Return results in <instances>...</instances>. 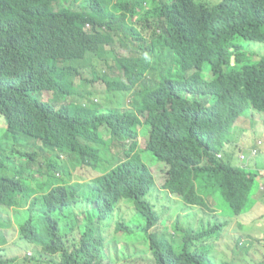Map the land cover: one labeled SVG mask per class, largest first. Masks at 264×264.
<instances>
[{"label": "trees", "instance_id": "obj_1", "mask_svg": "<svg viewBox=\"0 0 264 264\" xmlns=\"http://www.w3.org/2000/svg\"><path fill=\"white\" fill-rule=\"evenodd\" d=\"M237 39L264 44V0H0V264H237L240 251L264 264V245L257 259L251 236L227 232L258 205L264 217L261 156L220 157L247 112L264 119V56ZM105 90L125 106L94 108ZM146 153L170 166L162 188ZM206 192L229 211L208 215Z\"/></svg>", "mask_w": 264, "mask_h": 264}, {"label": "rangeland", "instance_id": "obj_2", "mask_svg": "<svg viewBox=\"0 0 264 264\" xmlns=\"http://www.w3.org/2000/svg\"><path fill=\"white\" fill-rule=\"evenodd\" d=\"M82 2L84 0H81ZM66 5H68V3H65ZM56 10H61V9H65L66 7L62 5V1L59 2L58 4H56ZM237 44H240L244 47L245 52L247 53V55L249 57L252 58V61H259L260 58L262 56H264V44H260V43H251V42H247L241 39H237L236 40ZM118 52H121L118 50ZM122 54H124L123 52H121ZM114 55V54H113ZM115 56V55H114ZM110 68L116 66V62L114 61V63L109 65ZM107 75L109 76L110 79H113L114 77L118 76V71L117 69H114L112 71H106ZM84 77L91 82L93 80L92 75L90 74V71H86V73L84 74ZM91 84V83H89ZM96 88L93 84H91V86L85 90V92H92L94 91ZM84 93V92H82ZM44 99L46 101H52L55 105H57L58 107H63L69 104H73L75 103V100H73L72 98L69 97H65V98H56L55 96L52 95H48L45 96ZM100 100V101H98ZM115 101V94H111L109 93L107 90L104 91V94H93V97L91 98V105L98 104L97 106H95L94 108H96L97 110L100 111H106V109L108 108H113L115 105H122L123 107L125 105L117 103L113 104L112 102ZM110 104V107L107 108V106ZM0 125H2L3 127L5 126V121L2 120V118H0ZM238 129L240 130H247L252 139L254 140V146L256 145L257 141L261 140V142L263 143L262 146H260L261 149V153H259V155L261 156V158H259V164L260 166L264 167V119H260L259 117H255L254 115H252L251 112H247L246 115L241 118L237 124ZM4 129L0 127V135L3 133ZM109 134L110 131L108 130L107 127H102L101 128V135L103 136V138L105 140L108 141L109 138ZM148 136V131H146V129H142V138ZM0 138H2V136H0ZM225 142L227 143L226 148L223 150V155L225 156V159L230 161L231 163H233V165L235 166H241L244 164V161H242L240 159V153L238 150L234 151L232 149V145L229 146V139L230 136L225 135L224 137ZM233 139V138H232ZM234 141L236 144L239 145V147L241 149H243V154L246 153H250V149L252 147L248 146V135H245L244 132H240L237 131V134L234 136ZM5 141L0 142L1 144H4ZM32 143H34V141H32ZM147 144H148V140L147 138H144L141 140V147L142 149H146L147 148ZM9 148H11V146H8ZM145 158L147 159V164L152 168L153 172L155 173L157 179H158V183L159 186L162 188V186H164V184L166 183V181L168 180V170L169 167L161 162L159 159L154 158V156L150 153L145 154ZM18 160H20L18 158ZM246 162V161H245ZM264 178V169H262V172L259 173V185H261V191L264 189V180L262 179ZM207 196L209 197L210 194L208 192H206ZM254 195L258 198H261L262 201V205H261V211L262 214H264V196H262V193L260 192V190H258V188H256L254 190ZM173 197L175 198H179V195H173ZM216 200V201H215ZM215 200L210 197L209 202L211 204V206L214 208L215 211H209L208 215H213L217 218H219V215L216 213V211L222 212V210L224 212L229 211V206L228 204L224 201V197L223 195L217 194L215 197ZM181 210L178 213V215H186V214H192L195 222V226L199 227L201 226L203 223V219L205 217V215H207V213H204L203 211L199 210L198 208H193V207H184L181 206ZM259 206V205H258ZM258 206L256 207L255 211L253 214H251L250 216L246 217V218H238L235 217L234 220L231 222L230 226L227 229V232L230 233L229 237L231 238V240L236 241V236L237 234H241L244 236L245 239H248L249 236L252 237L253 241L255 242V249L254 252H257L258 254L254 253L256 255V258L259 259L260 256L263 254V250H262V246L264 245V236H263V231L262 229L258 228L256 225L258 223H263L264 224V217L261 218L257 215V210H258ZM259 217V218H258ZM241 225H244L246 227L245 230H243L241 228ZM256 226V227H255ZM264 227V226H262ZM20 233L16 232H12L9 233L10 236V248H12V251L14 252V254L16 256L22 255L23 253L18 249L19 243H21L20 239L18 236ZM169 235H173V233H168ZM260 241V242H259ZM18 246V247H17ZM24 253H31V250H24ZM245 252H241L236 260L237 264H243L244 260H245ZM134 260V259H133ZM140 261H138V263L135 262L133 264H139ZM121 264V263H120Z\"/></svg>", "mask_w": 264, "mask_h": 264}, {"label": "clouds", "instance_id": "obj_3", "mask_svg": "<svg viewBox=\"0 0 264 264\" xmlns=\"http://www.w3.org/2000/svg\"><path fill=\"white\" fill-rule=\"evenodd\" d=\"M194 76H195V72L194 73H190L189 75H188V77H187V81L186 82H183V84L182 85H186L187 84V82H190V80H192L193 78H194ZM203 76V75H202ZM203 78H204V81H203V83L204 84H206V85H212L215 81H214V79L212 78V77H205V76H203ZM238 122V121H237ZM237 124V123H236ZM237 131H240V132H244V134L245 135H247V133H248V131H246V130H240V129H238V126L237 125H235V129H234V131H233V135L232 136H230V142H228L229 143V146L230 145H232V149L234 150V151H236V150H238L239 151V153H240V159L242 160V161H244V164L243 165H241L240 167H243V168H246L247 167V165L249 164V162H250V159L253 157V156H256V155H259V153H261V150H260V146H262L263 144H261V145H259L258 144V142L259 141H261V140H259V141H257V143H256V145L254 146V142H253V146H252V148L250 149V153H248V154H246V153H244L243 154V149H241L240 147H239V145L238 144H236L235 143V141H234V136L237 134ZM145 138V137H144ZM144 138H141L140 139V141L142 140V139H144ZM233 138V139H232ZM227 145V144H226ZM226 145H225V148H226ZM142 148V147H141ZM147 149V148H146ZM146 149H143V150H146ZM253 151H256V154L254 155L253 154ZM147 154V153H146ZM220 157H222V158H225V156L222 154V155H220ZM226 160V159H225ZM161 161V160H160ZM227 162H230V161H228V160H226ZM246 161V162H245ZM161 162H163V161H161ZM163 163H166V162H163ZM231 163V162H230ZM232 165H233V163H231ZM235 166V165H234ZM169 169H170V166H169ZM155 174V173H154ZM168 176H169V174H168ZM169 178V177H168ZM167 182V181H166ZM165 185V184H164ZM215 197H216V195L215 196H212V198L215 200ZM209 199H210V197H209ZM216 201V200H215ZM222 212H224L223 210H222ZM220 217V216H219ZM234 220V219H233Z\"/></svg>", "mask_w": 264, "mask_h": 264}, {"label": "built area", "instance_id": "obj_4", "mask_svg": "<svg viewBox=\"0 0 264 264\" xmlns=\"http://www.w3.org/2000/svg\"><path fill=\"white\" fill-rule=\"evenodd\" d=\"M259 145L263 144L261 141L258 142ZM253 154H256V151H253Z\"/></svg>", "mask_w": 264, "mask_h": 264}]
</instances>
